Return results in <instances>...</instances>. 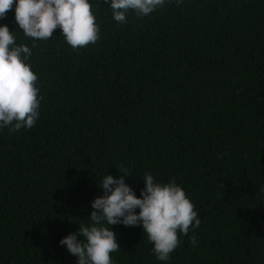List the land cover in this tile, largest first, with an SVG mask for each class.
I'll return each instance as SVG.
<instances>
[{"label":"trees","instance_id":"1","mask_svg":"<svg viewBox=\"0 0 264 264\" xmlns=\"http://www.w3.org/2000/svg\"><path fill=\"white\" fill-rule=\"evenodd\" d=\"M89 2L100 38L75 50L59 28L25 36L15 2L0 19L41 98L33 128L0 129V264H76L59 241L121 166L137 198L145 173L175 181L201 223L166 262L141 227L110 225L113 264H264V0H171L124 24Z\"/></svg>","mask_w":264,"mask_h":264},{"label":"clouds","instance_id":"2","mask_svg":"<svg viewBox=\"0 0 264 264\" xmlns=\"http://www.w3.org/2000/svg\"><path fill=\"white\" fill-rule=\"evenodd\" d=\"M14 2L15 23L34 42L50 40L57 28L73 50L95 44L100 38L89 0H0V19L6 18ZM169 2L105 0L113 20L120 24L126 22L129 10L141 18ZM29 56L31 49L23 44L17 46L8 27L0 26V129L7 128L9 133L31 129L39 118L38 77L25 63ZM120 172L117 178L103 177L99 184L103 195L90 204V224H81L76 232L59 241L60 246L77 258L76 264H113L111 253L120 251V245L110 225L141 227L156 259L166 262L180 245L178 232L188 236L190 229L198 228L201 223L193 203L175 181L158 183L150 172L145 173L144 188L137 198L125 183L127 170L121 166ZM189 241L196 246L195 234Z\"/></svg>","mask_w":264,"mask_h":264}]
</instances>
